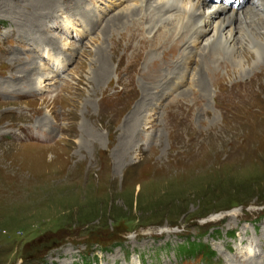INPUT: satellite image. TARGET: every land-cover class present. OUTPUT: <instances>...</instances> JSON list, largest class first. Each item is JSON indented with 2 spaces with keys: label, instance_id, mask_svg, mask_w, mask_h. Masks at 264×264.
Listing matches in <instances>:
<instances>
[{
  "label": "rangeland",
  "instance_id": "374dc122",
  "mask_svg": "<svg viewBox=\"0 0 264 264\" xmlns=\"http://www.w3.org/2000/svg\"><path fill=\"white\" fill-rule=\"evenodd\" d=\"M147 1L0 0V264H264V52Z\"/></svg>",
  "mask_w": 264,
  "mask_h": 264
},
{
  "label": "bare ground",
  "instance_id": "6f19581e",
  "mask_svg": "<svg viewBox=\"0 0 264 264\" xmlns=\"http://www.w3.org/2000/svg\"><path fill=\"white\" fill-rule=\"evenodd\" d=\"M164 1H163L164 2L163 5L161 6L159 5L152 6L150 5L151 2L147 1V4L150 5L152 9H149L148 12H143V13L140 12L141 10L139 11L126 7L124 10L108 17L107 18L108 20L105 21V24L116 26L120 24V22L115 23V20L120 18L123 19V21L127 20L126 14L129 13L132 17L139 15L145 17V19H148L149 17L151 19L153 16H155L156 14L158 15L159 13L160 17L156 15L159 21L169 22L171 20L170 17L164 18L162 16L168 13L169 11L173 10V8L177 7L179 4L180 5L182 4L183 6L187 7L188 9L187 11L189 12V15H191V17H193L195 21L193 24L196 27V32L194 33L195 37L193 40H197L201 35H203V33L210 32L211 33L210 36L207 37V39H205L208 45H210L211 43H216V44L220 43V44H224L226 48L235 49L236 51L237 48H240L242 50L245 49L248 52L250 51L256 57L260 56L261 53L264 52V0H261L260 2H257L256 0H164ZM81 3L82 0H74L73 4L76 6L75 8L72 7V15H78L80 17L84 16V18H86L90 22L91 20L88 19V16L90 17L91 13L87 9V7ZM82 8L84 11H82ZM174 18L180 21V23L185 24L184 16L182 12L176 13ZM108 21L110 23H107ZM51 40L53 41V44L50 45L52 47L53 46L57 47L59 43L58 40L57 41L56 40L54 41V39ZM97 50H96V53H98L97 61L99 62V68L101 72L100 77H103L104 74L106 76V73L109 71L110 66L108 65L106 56H104L103 49L99 47ZM50 54L51 53H48V55H46L49 57L48 59H50ZM258 58L259 57H257V59ZM234 60H235L234 63H236L239 70H244L245 63L243 61L244 55L242 54V52H240L237 56H235ZM147 86H151V85H147ZM157 87L159 86L157 85ZM150 100H151L150 89L145 87L142 95V101H144L143 104L151 103ZM144 110L145 109H143V111ZM143 111L137 115V120L140 118ZM129 138L130 140H132L133 132H131Z\"/></svg>",
  "mask_w": 264,
  "mask_h": 264
},
{
  "label": "trees",
  "instance_id": "16d2710c",
  "mask_svg": "<svg viewBox=\"0 0 264 264\" xmlns=\"http://www.w3.org/2000/svg\"><path fill=\"white\" fill-rule=\"evenodd\" d=\"M197 245H198V244L193 245L194 248H199V250H202L204 254H205V252H208L207 249H205V248H203V247L200 249V247H197ZM204 254H203V255H204ZM205 256H206V255H205Z\"/></svg>",
  "mask_w": 264,
  "mask_h": 264
}]
</instances>
